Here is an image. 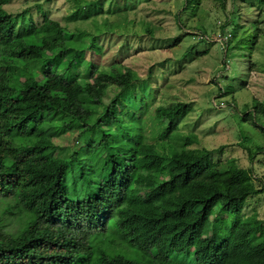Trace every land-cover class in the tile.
Masks as SVG:
<instances>
[{
    "label": "trees",
    "instance_id": "1",
    "mask_svg": "<svg viewBox=\"0 0 264 264\" xmlns=\"http://www.w3.org/2000/svg\"><path fill=\"white\" fill-rule=\"evenodd\" d=\"M50 1L13 13L0 0V264H264V220L243 211L264 179L215 160L224 145L172 143L191 105L149 113L153 98L132 90L137 73L117 58L87 59L99 43L52 18ZM92 1L73 0L65 20L102 12ZM184 3L194 12L199 0ZM225 17L212 35L188 34L213 43L219 33L226 53ZM253 102L264 114V101ZM72 125L86 139L62 156L54 139Z\"/></svg>",
    "mask_w": 264,
    "mask_h": 264
},
{
    "label": "rangeland",
    "instance_id": "2",
    "mask_svg": "<svg viewBox=\"0 0 264 264\" xmlns=\"http://www.w3.org/2000/svg\"><path fill=\"white\" fill-rule=\"evenodd\" d=\"M114 1L123 8H115ZM128 1L94 0L91 9L102 7V12L73 22L65 20L74 8L73 0H51L44 8L69 30H86L95 37L100 56L88 51L87 59L106 65L117 58L133 69L138 80L132 90L147 101L153 98L149 113L159 104L180 101L191 105L177 136L170 139L172 143L178 144L180 137L189 135L193 148L217 149L224 145L215 160L234 158L239 167L252 168L264 179V134L260 128L264 126V114L252 107L254 99L264 101V3L223 0L221 6L220 0H199L192 12L184 0ZM33 2L9 0L4 7L20 13ZM227 14V29L234 36L227 43L226 53L219 42L194 40L188 34L200 30L212 35L217 20L221 18L222 24ZM34 16L40 18L37 13ZM248 60L254 63L250 72ZM153 86L159 88V94L148 98ZM244 115L247 120H243ZM147 123L150 125V120ZM79 133L80 128L72 125L68 133L55 138L61 146L57 153L68 156L81 145L86 137L81 138ZM243 211L264 220V191L250 198ZM9 227L16 230L18 223L12 221Z\"/></svg>",
    "mask_w": 264,
    "mask_h": 264
},
{
    "label": "built area",
    "instance_id": "3",
    "mask_svg": "<svg viewBox=\"0 0 264 264\" xmlns=\"http://www.w3.org/2000/svg\"><path fill=\"white\" fill-rule=\"evenodd\" d=\"M213 39H214V41H217V42H219L220 44H222L223 42H225L226 37H222L219 33H216V34L213 36Z\"/></svg>",
    "mask_w": 264,
    "mask_h": 264
}]
</instances>
